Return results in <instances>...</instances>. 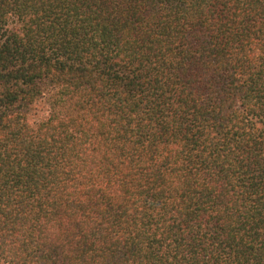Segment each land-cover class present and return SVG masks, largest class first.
Listing matches in <instances>:
<instances>
[{
    "label": "trees",
    "instance_id": "1",
    "mask_svg": "<svg viewBox=\"0 0 264 264\" xmlns=\"http://www.w3.org/2000/svg\"><path fill=\"white\" fill-rule=\"evenodd\" d=\"M0 264H264V0H0Z\"/></svg>",
    "mask_w": 264,
    "mask_h": 264
}]
</instances>
